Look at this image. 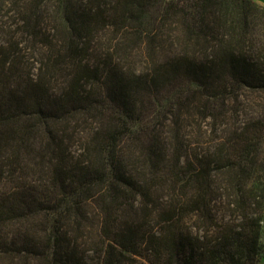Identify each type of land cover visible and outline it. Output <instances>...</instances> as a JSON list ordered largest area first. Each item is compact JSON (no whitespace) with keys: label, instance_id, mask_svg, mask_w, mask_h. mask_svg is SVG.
Here are the masks:
<instances>
[{"label":"trees","instance_id":"trees-1","mask_svg":"<svg viewBox=\"0 0 264 264\" xmlns=\"http://www.w3.org/2000/svg\"><path fill=\"white\" fill-rule=\"evenodd\" d=\"M263 254L264 5L0 0V264Z\"/></svg>","mask_w":264,"mask_h":264},{"label":"rangeland","instance_id":"rangeland-1","mask_svg":"<svg viewBox=\"0 0 264 264\" xmlns=\"http://www.w3.org/2000/svg\"><path fill=\"white\" fill-rule=\"evenodd\" d=\"M264 1V0H263ZM260 4V3H259ZM91 208H94L93 206H91ZM258 264H264V254L261 256V258L258 261Z\"/></svg>","mask_w":264,"mask_h":264},{"label":"crops","instance_id":"crops-1","mask_svg":"<svg viewBox=\"0 0 264 264\" xmlns=\"http://www.w3.org/2000/svg\"><path fill=\"white\" fill-rule=\"evenodd\" d=\"M255 1L260 3V4H262V5H264V1L263 0H255Z\"/></svg>","mask_w":264,"mask_h":264}]
</instances>
